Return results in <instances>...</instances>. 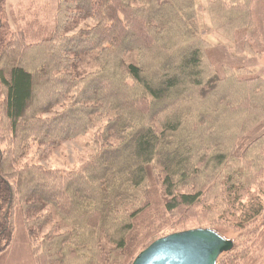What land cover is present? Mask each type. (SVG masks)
I'll use <instances>...</instances> for the list:
<instances>
[{"label":"trees","instance_id":"1","mask_svg":"<svg viewBox=\"0 0 264 264\" xmlns=\"http://www.w3.org/2000/svg\"><path fill=\"white\" fill-rule=\"evenodd\" d=\"M33 4L12 25L0 0V264L18 242L31 264H132L161 236L262 214L264 133L235 148L264 121V76L219 75L195 0H57L52 23ZM208 14L230 39L254 25L253 0ZM91 131L76 168L18 165Z\"/></svg>","mask_w":264,"mask_h":264},{"label":"rangeland","instance_id":"2","mask_svg":"<svg viewBox=\"0 0 264 264\" xmlns=\"http://www.w3.org/2000/svg\"><path fill=\"white\" fill-rule=\"evenodd\" d=\"M32 3H36L40 7V16L45 22H53L57 0H7V13L10 23L15 24L11 15L13 10L24 8ZM195 3L198 12L199 32L211 43L210 56L219 75L224 76L228 73V70L232 72L240 67L244 70L245 68L250 69V72L254 75L264 76V0H253L254 25L235 39L228 38L212 26L208 14V0H195ZM91 23V19L81 22L75 30ZM126 59L135 61V54L127 56ZM94 68L92 56H87L83 61L82 69L92 70ZM92 132L62 143L46 158L35 159L32 156V151H29L19 160L18 165L22 166L26 163L37 162L46 168H76L92 152V148L88 144L91 140L89 135H93ZM263 133L264 121L239 141L235 148V155L241 156L245 149ZM259 191V196L264 205V185L259 186ZM160 203L162 202L160 201ZM158 207L160 210L163 209L161 204ZM171 219L175 221L176 218L172 216ZM217 221L222 224V227H220L223 231L222 234L226 238L235 240V246L232 247L235 248L232 258H235L238 264H264V211L255 221L242 229L224 220L221 222L219 218H217ZM160 223L157 222V225H160ZM194 224L196 222L193 219L186 221L185 228L192 227ZM49 227L44 231L46 232ZM65 229L66 226L63 225L61 230ZM230 251L221 254V258H228ZM1 264H31L26 245L19 242L12 245L9 253L1 260Z\"/></svg>","mask_w":264,"mask_h":264},{"label":"water","instance_id":"3","mask_svg":"<svg viewBox=\"0 0 264 264\" xmlns=\"http://www.w3.org/2000/svg\"><path fill=\"white\" fill-rule=\"evenodd\" d=\"M233 245L232 239L211 228H190L157 238L132 264H216Z\"/></svg>","mask_w":264,"mask_h":264}]
</instances>
